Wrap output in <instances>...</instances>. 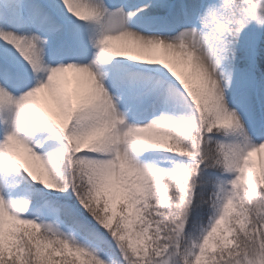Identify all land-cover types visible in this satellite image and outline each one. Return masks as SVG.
<instances>
[{"label": "snow or ice", "instance_id": "snow-or-ice-1", "mask_svg": "<svg viewBox=\"0 0 264 264\" xmlns=\"http://www.w3.org/2000/svg\"><path fill=\"white\" fill-rule=\"evenodd\" d=\"M0 264H264V0H0Z\"/></svg>", "mask_w": 264, "mask_h": 264}]
</instances>
